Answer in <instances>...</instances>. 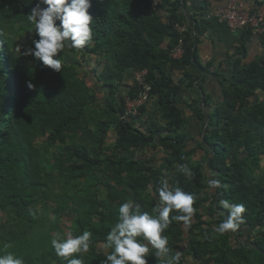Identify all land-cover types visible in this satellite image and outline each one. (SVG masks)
I'll use <instances>...</instances> for the list:
<instances>
[{"label":"trees","instance_id":"trees-1","mask_svg":"<svg viewBox=\"0 0 264 264\" xmlns=\"http://www.w3.org/2000/svg\"><path fill=\"white\" fill-rule=\"evenodd\" d=\"M199 1L202 11H209V0ZM246 1L253 11L264 7V0ZM37 2L0 0V255L17 253L24 264H67L56 255L52 239L89 231V251L73 255L83 264H101L111 252L104 245L120 205L130 200L152 213L159 203V179L166 176L193 195L195 209L190 226L173 221L163 233L169 257L180 252V264H190L191 258L200 264H264V56L248 65L238 58L228 75L216 73L224 83V100L210 112L189 105L203 121L196 139L183 131L185 110L175 103L177 95L201 91L209 72L197 57L201 26L187 0H91L93 43L81 50L65 48L59 73L25 54L38 39L27 19ZM179 44L182 56L173 58ZM83 60L95 65L82 71ZM190 66L207 73L193 77ZM169 68L184 72L179 82ZM143 70L150 96H157L167 119L164 128L153 125L146 134L121 118L120 90L130 76L133 85L126 95L135 98L134 73ZM99 89L106 95L101 97ZM204 94L200 100L207 104ZM112 128L119 137L111 149L106 141ZM148 146L165 153L162 164L134 156ZM198 150L204 152L201 158ZM182 164L192 170L190 179L177 170ZM209 179L221 186L209 189ZM220 200L246 209L239 227L223 235L215 228L229 210ZM206 210L203 219L200 212ZM185 226L188 246L181 250ZM146 259L160 264L154 250Z\"/></svg>","mask_w":264,"mask_h":264},{"label":"clouds","instance_id":"clouds-1","mask_svg":"<svg viewBox=\"0 0 264 264\" xmlns=\"http://www.w3.org/2000/svg\"><path fill=\"white\" fill-rule=\"evenodd\" d=\"M90 7L91 0H38L36 7L27 15L28 21L34 25L38 39H33L34 47L26 49L25 54L32 55L51 70L61 72L62 62L59 56L65 48L81 50L93 43ZM27 87L31 89L34 86L29 82ZM124 114L121 118L127 120L137 116ZM177 170L186 178L193 176L187 164L180 165ZM159 185V203L152 209V213L141 211L140 205H134L130 200L120 205L118 220L108 232L107 243L104 245L105 249L111 248V252L106 253V259L101 264H147L146 257L150 250H154V256L160 264H180V252L169 257V241L163 233L173 221L191 225L195 211L194 197L181 187L171 184L166 176L159 179ZM220 186L218 179L208 180L209 189ZM219 203L229 210L226 218L215 228L216 233L223 235L239 227L246 209L243 204H229L227 200H220ZM174 212L179 214L170 218V214ZM91 237L92 233L89 231L77 236L68 233L66 238L58 233L51 245L56 255L66 260L67 264H83L82 259L73 254L88 252ZM7 247L10 245H5ZM0 264H24V261L9 252L0 255Z\"/></svg>","mask_w":264,"mask_h":264},{"label":"crops","instance_id":"crops-1","mask_svg":"<svg viewBox=\"0 0 264 264\" xmlns=\"http://www.w3.org/2000/svg\"><path fill=\"white\" fill-rule=\"evenodd\" d=\"M187 5L189 6L190 14L195 15L198 19V23L201 26L200 34L198 35V41L196 42L197 57L201 65L204 67H209V72L200 73V71L193 66L188 67V71L193 77L201 74V77L206 74V80L201 82V91L197 89L191 93H184L177 95L175 97V103L185 110L186 124L184 132L191 137L200 139V135L203 132L202 126L203 121L200 120L193 107H201L203 111L210 112L214 106L219 104L224 100L223 88L224 83L222 82L221 76L219 74L228 75L229 69L231 67V62L236 59L241 58L244 65L251 64L264 56V39L262 36L252 34L248 30H233L226 23L221 22L213 17L210 13H216V10L222 8L227 4L229 0H209V11L204 13L201 9L199 0H187ZM246 8L253 11V3L250 1L243 0ZM204 13V17L201 14ZM210 65V66H208ZM168 73H171L172 79L177 83L183 77V71L169 68ZM132 79L128 76L124 82V86L121 88L120 92L122 97H125L126 93L130 91L132 84ZM98 91H101L100 89ZM101 92V96L106 94ZM206 95V103L200 100V94ZM198 99V100H197ZM157 96H150V99L144 104L143 109L139 111L137 116L128 119L127 122L130 129H137L149 133L148 129L155 125L157 128H164L167 124V119L164 117V113L161 111ZM194 100L195 101L194 103ZM192 104L193 107L189 105ZM105 106V105H104ZM193 110V111H192ZM129 130V129H128ZM123 133H127V141L130 137V130ZM133 131V130H132ZM160 132L161 135L166 134L164 131L158 130L156 134ZM109 137H113L114 140ZM119 137L116 128H112L107 137L109 143H113V147ZM138 159L144 161H149L151 164H162L164 158L166 157L163 151L153 148L152 146L145 147L141 150H137ZM198 158L204 155V152L198 150L195 154ZM190 264H200L193 258L187 261ZM213 263V262H211Z\"/></svg>","mask_w":264,"mask_h":264},{"label":"built area","instance_id":"built-area-1","mask_svg":"<svg viewBox=\"0 0 264 264\" xmlns=\"http://www.w3.org/2000/svg\"><path fill=\"white\" fill-rule=\"evenodd\" d=\"M161 0H154L158 4ZM211 17L226 23L233 30H248L255 35L264 34V7L251 11L246 8L243 0H229L225 6L216 10V13H210ZM182 42L180 41V44ZM178 45L172 50L173 58L182 56L183 49ZM147 70L134 73V79L139 86V92L135 98H129L125 95V116L137 115L139 109L150 99L152 86L146 80ZM124 116V118H125ZM184 241L180 244V249L184 250L188 246V231L184 227ZM213 264V263H212Z\"/></svg>","mask_w":264,"mask_h":264},{"label":"rangeland","instance_id":"rangeland-1","mask_svg":"<svg viewBox=\"0 0 264 264\" xmlns=\"http://www.w3.org/2000/svg\"><path fill=\"white\" fill-rule=\"evenodd\" d=\"M82 62V65H84V68H83V70L82 71H85V69H87V70H90V68H92V66L93 65H95V61H91L90 62V66L88 65V63H86L84 60L83 61H81ZM100 68H98V70H99ZM100 71V70H99ZM222 79V78H221ZM90 81H92V80H90ZM102 91V90H101ZM100 96H101V93H100ZM102 97V96H101ZM113 137H109V140L110 139H112ZM112 140H114V138L112 139ZM106 147H111V149L113 148V143H109L108 141H106ZM107 148H105V150H106ZM121 155H123V156H125V153H122ZM134 156L135 157H137V152H134ZM116 159H118V158H116ZM119 159H120V156H119ZM260 169H263L264 170V158H262L261 159V162H260ZM219 211V210H218ZM202 215H203V219H207L208 218V215H206V214H208V210H206L204 213L203 212H200ZM220 213V212H219ZM65 225L68 227V226H70V223L69 222H66L65 223ZM67 229V228H66ZM67 231H68V229H67ZM15 256L17 255V253L16 254H14ZM17 257V256H16Z\"/></svg>","mask_w":264,"mask_h":264}]
</instances>
